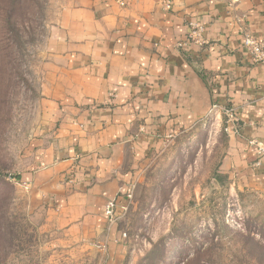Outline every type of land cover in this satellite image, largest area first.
<instances>
[{
	"label": "crops",
	"instance_id": "obj_1",
	"mask_svg": "<svg viewBox=\"0 0 264 264\" xmlns=\"http://www.w3.org/2000/svg\"><path fill=\"white\" fill-rule=\"evenodd\" d=\"M68 0L33 67L35 149L17 182L29 207L90 253L119 256L118 217L146 163L182 132L235 110L223 167L264 190V0ZM198 22L206 43L188 39ZM72 176V179L69 177ZM114 203L118 217H108ZM119 251V252H120Z\"/></svg>",
	"mask_w": 264,
	"mask_h": 264
},
{
	"label": "rangeland",
	"instance_id": "obj_2",
	"mask_svg": "<svg viewBox=\"0 0 264 264\" xmlns=\"http://www.w3.org/2000/svg\"><path fill=\"white\" fill-rule=\"evenodd\" d=\"M19 1L10 9L11 0H0V169L10 173L34 153L33 67L68 0ZM9 16L10 34L2 26ZM226 125L222 112L220 123L209 117L146 163L118 217L116 258L63 242V232L29 207L23 185L0 180V264H264V190L225 173Z\"/></svg>",
	"mask_w": 264,
	"mask_h": 264
},
{
	"label": "built area",
	"instance_id": "obj_3",
	"mask_svg": "<svg viewBox=\"0 0 264 264\" xmlns=\"http://www.w3.org/2000/svg\"><path fill=\"white\" fill-rule=\"evenodd\" d=\"M123 1L124 0H119V2L121 3H123ZM165 3L166 8H169V1L166 0ZM202 31L203 28L200 23L191 22L188 39L200 45L206 43V39L202 36ZM241 46L243 50L249 55L251 62L264 66V38H259L248 29H245L242 32ZM220 112H222L224 118L226 119V130L229 131V129H234L236 125L235 110L231 107L224 106L221 108ZM250 143L256 146L259 155H264V142L261 143L250 141ZM69 179H72V176L69 177ZM130 196L131 193L128 194V199L130 198ZM114 207V203L112 202L106 205L105 211L108 217H118L117 215L115 216ZM126 207L127 205L123 207V210H125Z\"/></svg>",
	"mask_w": 264,
	"mask_h": 264
},
{
	"label": "trees",
	"instance_id": "obj_4",
	"mask_svg": "<svg viewBox=\"0 0 264 264\" xmlns=\"http://www.w3.org/2000/svg\"><path fill=\"white\" fill-rule=\"evenodd\" d=\"M20 5V1L19 0H11V6H10V9H14V7H18ZM9 14H10V10H9ZM2 26H4V29L10 33H12V31H14V26L12 24V21L10 19V16L9 17H6ZM9 45V44H8ZM12 178V179H17L18 180V176L15 174V173H10V172H3V170L0 169V180L1 181H5L6 183L7 182V179L9 178Z\"/></svg>",
	"mask_w": 264,
	"mask_h": 264
}]
</instances>
